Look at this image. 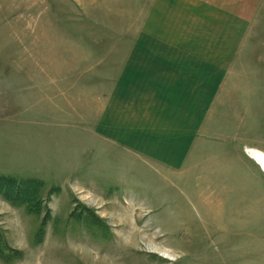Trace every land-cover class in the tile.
<instances>
[{"label":"rangeland","instance_id":"1","mask_svg":"<svg viewBox=\"0 0 264 264\" xmlns=\"http://www.w3.org/2000/svg\"><path fill=\"white\" fill-rule=\"evenodd\" d=\"M153 1L0 0V264H264V0L195 29L218 92L105 120L156 104L117 83Z\"/></svg>","mask_w":264,"mask_h":264},{"label":"crops","instance_id":"2","mask_svg":"<svg viewBox=\"0 0 264 264\" xmlns=\"http://www.w3.org/2000/svg\"><path fill=\"white\" fill-rule=\"evenodd\" d=\"M236 1L234 4L237 8ZM151 7V16L145 18L147 22L150 20L149 24H140L141 29L149 26L152 30L151 35L136 36L133 43L135 47L129 54L124 55V69L122 67L119 70L121 78L117 83L120 87L119 91L152 93L156 104L152 107L141 104L131 105L127 102L128 97L123 96L124 103L114 108L116 115L112 111L111 116L109 114L110 119L104 116L105 120H147L142 116L145 110H147L145 114L148 115V119L166 118L170 116L169 110L173 105L171 97L175 96V101L183 102L182 95L174 94L197 92L201 97L193 98L195 105L194 99H202L203 95L214 94L220 90L219 85L222 83L213 79L212 75L207 76L201 71V68L206 70L207 59L210 63L219 62L218 57L214 53V55L211 53L213 56L210 58L207 56V39L205 36L197 35L195 29L206 26L204 22L207 21V12L227 16V13H232L233 10L227 9L229 7L226 4H219L216 0H154ZM235 10L234 13H237L238 10ZM183 16L197 20H184ZM229 16L227 17L230 18ZM235 17L234 23L237 24L238 16ZM184 25L193 33L187 32L183 35L184 32L182 33L181 30H184ZM231 42L237 44L236 38ZM233 51L230 49L228 53ZM220 52L218 51L220 55H223ZM228 53L226 51L224 55ZM219 58L221 59L220 56ZM121 59L124 60L123 57ZM138 87L143 88L139 91ZM208 98L210 97L207 96L204 101H208ZM190 100L192 101L191 98ZM154 111L158 112L156 116H153ZM158 118L156 120H160ZM251 150L264 155L259 150Z\"/></svg>","mask_w":264,"mask_h":264},{"label":"water","instance_id":"3","mask_svg":"<svg viewBox=\"0 0 264 264\" xmlns=\"http://www.w3.org/2000/svg\"><path fill=\"white\" fill-rule=\"evenodd\" d=\"M255 158H257V161H259L260 162V158L262 157L263 159H264V155H261V154H258V153H256V152H252L251 153ZM262 164V163H261ZM262 166V168H264L263 167V164L261 165Z\"/></svg>","mask_w":264,"mask_h":264},{"label":"bare ground","instance_id":"4","mask_svg":"<svg viewBox=\"0 0 264 264\" xmlns=\"http://www.w3.org/2000/svg\"><path fill=\"white\" fill-rule=\"evenodd\" d=\"M253 152V151H252ZM258 162V161H257ZM259 163V162H258ZM260 163H262L263 164V167H264V159L261 157L260 158Z\"/></svg>","mask_w":264,"mask_h":264}]
</instances>
